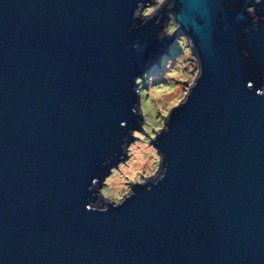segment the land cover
Masks as SVG:
<instances>
[{
  "label": "water",
  "instance_id": "95a60500",
  "mask_svg": "<svg viewBox=\"0 0 264 264\" xmlns=\"http://www.w3.org/2000/svg\"><path fill=\"white\" fill-rule=\"evenodd\" d=\"M139 2L0 0V264H264V21L250 30L248 0H177L203 75L155 142L166 173L85 210L138 127L133 77L172 41L129 31Z\"/></svg>",
  "mask_w": 264,
  "mask_h": 264
},
{
  "label": "clouds",
  "instance_id": "9594fccd",
  "mask_svg": "<svg viewBox=\"0 0 264 264\" xmlns=\"http://www.w3.org/2000/svg\"><path fill=\"white\" fill-rule=\"evenodd\" d=\"M176 2L141 0L132 12L134 23L129 31L152 22L160 28L157 39L170 38L172 43L168 54L160 58L161 67H153L133 77L132 92L136 99L130 112L138 117V127L128 128L120 138L119 151L101 162V167L107 168L106 174L91 178L85 189L91 196L85 204L86 211L105 213L110 207H121L136 195V188L150 191L166 173V154L155 142L159 136L168 133L172 111L187 104L203 75L195 37L183 28L175 10ZM261 3L262 0H248V6L243 10L251 18L249 28L252 32L258 30V22L264 21V16L256 14L257 5ZM132 47L138 49L139 43ZM241 55L248 60L247 50H241ZM260 81L256 90L258 96L264 94V76ZM245 86L251 90L254 84L249 80ZM120 126L125 127V122L121 121Z\"/></svg>",
  "mask_w": 264,
  "mask_h": 264
},
{
  "label": "rangeland",
  "instance_id": "374dc122",
  "mask_svg": "<svg viewBox=\"0 0 264 264\" xmlns=\"http://www.w3.org/2000/svg\"><path fill=\"white\" fill-rule=\"evenodd\" d=\"M171 43H172V41H171ZM171 45V44H170ZM168 52H169V48H168V51H167V54H168ZM166 55V54H165ZM159 66L161 67V62H159ZM156 67H158V66H156Z\"/></svg>",
  "mask_w": 264,
  "mask_h": 264
},
{
  "label": "trees",
  "instance_id": "16d2710c",
  "mask_svg": "<svg viewBox=\"0 0 264 264\" xmlns=\"http://www.w3.org/2000/svg\"><path fill=\"white\" fill-rule=\"evenodd\" d=\"M161 62V61H160ZM154 67H156V66H154Z\"/></svg>",
  "mask_w": 264,
  "mask_h": 264
}]
</instances>
